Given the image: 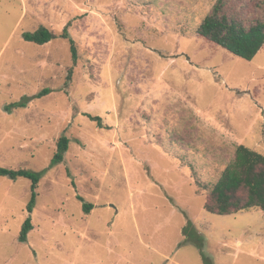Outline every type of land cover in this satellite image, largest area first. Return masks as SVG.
I'll return each mask as SVG.
<instances>
[{
  "label": "rangeland",
  "instance_id": "rangeland-1",
  "mask_svg": "<svg viewBox=\"0 0 264 264\" xmlns=\"http://www.w3.org/2000/svg\"><path fill=\"white\" fill-rule=\"evenodd\" d=\"M216 2L0 0V167L42 171L70 138L33 212L32 181L0 175V264H207L188 219L213 264H264V209H205L238 145L264 154V47L247 60L201 36ZM41 26L57 37L24 39Z\"/></svg>",
  "mask_w": 264,
  "mask_h": 264
},
{
  "label": "trees",
  "instance_id": "trees-1",
  "mask_svg": "<svg viewBox=\"0 0 264 264\" xmlns=\"http://www.w3.org/2000/svg\"><path fill=\"white\" fill-rule=\"evenodd\" d=\"M228 0H217L212 11L204 18L199 25L197 32L210 41L224 47L231 53L247 60H252L264 47V16L256 21L246 24L240 18L231 15L227 9ZM264 4V0H261ZM23 37L27 41L38 44H45L57 35L47 28L41 26L35 31L25 32ZM63 37H68L65 31ZM74 41L72 40V44ZM74 63H77V50L73 44ZM72 77V69L69 71L68 80ZM50 93V88H44L37 97H43ZM32 98L25 97L15 106L26 107ZM98 120V117H93ZM70 138L62 135L57 142V150L49 167H53L63 162L66 152L69 149ZM48 168L42 171H33L26 168L13 169L0 167V175L7 176L13 180L19 177H26L31 183V201L27 209L33 212L37 200V188L41 178L47 173ZM82 200L83 198L80 197ZM84 211L89 214L94 204L83 202ZM252 208L264 209V154L250 148L245 144L237 146L235 155L229 162L221 177L214 185L208 200L205 203V209L208 212L227 215L246 211ZM31 215L24 221L19 240L26 242L29 232L33 229ZM184 235L186 240L195 238L196 244L201 248L203 257L207 264H213L210 257L203 250V236L197 233L194 223L188 219L184 226ZM183 244V243H182Z\"/></svg>",
  "mask_w": 264,
  "mask_h": 264
},
{
  "label": "crops",
  "instance_id": "crops-1",
  "mask_svg": "<svg viewBox=\"0 0 264 264\" xmlns=\"http://www.w3.org/2000/svg\"><path fill=\"white\" fill-rule=\"evenodd\" d=\"M21 18V17H20Z\"/></svg>",
  "mask_w": 264,
  "mask_h": 264
}]
</instances>
